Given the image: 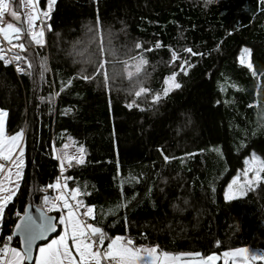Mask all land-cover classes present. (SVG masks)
<instances>
[{"label":"trees","instance_id":"trees-1","mask_svg":"<svg viewBox=\"0 0 264 264\" xmlns=\"http://www.w3.org/2000/svg\"><path fill=\"white\" fill-rule=\"evenodd\" d=\"M48 8L35 26L42 45L23 35L16 64L0 49V109L8 133L22 131L26 157L0 245L27 204L55 196V149L72 143L84 163L64 173L68 187L107 237L160 253L264 251V181L224 197L252 154L264 158V3L39 1ZM246 47L251 69L239 61ZM173 73L181 87L157 98Z\"/></svg>","mask_w":264,"mask_h":264},{"label":"snow or ice","instance_id":"snow-or-ice-1","mask_svg":"<svg viewBox=\"0 0 264 264\" xmlns=\"http://www.w3.org/2000/svg\"><path fill=\"white\" fill-rule=\"evenodd\" d=\"M214 0H205V4L213 3ZM22 5L31 8L33 11L25 17V22L31 36L32 41L36 45L43 43V30H35V24L39 18V13L35 12L36 0H20ZM264 3V0H261ZM9 15L15 21H20V14L16 10H10L9 0H0V36L4 40L12 43L13 39L19 40L20 34L24 31L23 28L17 26L16 23H3L5 15ZM47 15V13H45ZM159 46V42H157ZM19 47L21 50L25 48L23 43L13 45ZM186 52L192 55L198 53L192 52L191 48L185 49ZM247 51V49H245ZM0 59H4L0 56ZM17 60L21 57L17 56ZM172 59H177V54L172 52ZM7 63V61H5ZM185 64L187 61L184 62ZM31 67V65H29ZM183 67V66H182ZM251 69V63L248 64ZM41 78H43L45 63L41 62ZM18 72H24L23 68L17 67ZM31 75V73H28ZM255 75V73H253ZM175 73H173V77ZM167 82V81H166ZM176 88L181 85L176 83ZM7 115L6 111L0 109V161L8 162L12 167H7L5 163H0V215L3 214L4 207L7 202L11 201L16 194V189L19 187L18 181L23 169V150L19 149V156L14 157L13 153L17 150L18 141L22 139V131L17 132L14 136L4 137V117ZM67 147V145H65ZM84 148H79L80 156H67V154L58 155L56 159L60 161L61 173L65 170V165L72 166V161L76 164H83ZM167 161L169 157L165 156ZM251 166L244 172V183L239 187V197L247 195L244 189H250L253 180L248 178V173H254V179L259 180L260 172L264 171V160L253 156L252 161H245ZM7 167V171L5 169ZM15 168L16 182H13V171ZM72 177H64V183L61 184L60 177L56 178V183H49L48 189L58 190L59 194L50 198L48 195L43 197V205L38 207V216H32L28 209H24L23 216L17 213L19 220L15 224V230L12 235L7 236L2 245H0V264H30L34 260V264H216L219 257L213 253L211 255L202 256L199 252H180L177 254L158 251V246L136 247L131 239L125 240L124 237L116 236L114 238L107 237L106 233L101 227L94 226L92 223H86L78 216V209L83 207V202L77 199L80 193L79 188L70 190L71 200L65 194V189L68 188L67 181ZM7 182V183H6ZM236 180H233V184ZM232 184L229 185V191L224 194L225 200H233L238 198L236 192H232ZM48 210H57L66 214L59 216L58 222L54 218L47 215L44 208ZM84 216L91 217L93 215V207L88 206L83 213ZM59 226L63 230L50 242L42 243L38 248V254L33 256V246L37 241H46L49 233L57 232ZM19 235L20 246H11V241L14 235ZM108 240L106 248H103L105 241ZM219 243V242H217ZM225 264H228L229 257H240L243 259V264H251L253 261H264V251H250L248 248H237L223 253Z\"/></svg>","mask_w":264,"mask_h":264},{"label":"rangeland","instance_id":"rangeland-1","mask_svg":"<svg viewBox=\"0 0 264 264\" xmlns=\"http://www.w3.org/2000/svg\"><path fill=\"white\" fill-rule=\"evenodd\" d=\"M39 1L40 0H36V4H35V12H37V13H39V18L37 19V21H36V24H35V26L36 25H40V24H42V23H44V22H46V19L48 18V14H49V8L45 11V12H43L42 10H40L39 9ZM9 4H10V10H16L19 14H20V17H21V19H20V21H15V20H13V18L11 17V16H9V15H5V17H4V21H3V23L4 24H6V23H8V22H13V23H16L17 24V26H19V27H21V28H23L24 29V31L20 34V39L19 40H16V39H13L12 40V43L11 44H9V42L8 41H6V40H4V38H3V36H0V49L4 52V54L5 55H7L8 56V58H9V60L10 61H12V62H14L15 64L17 63V59H16V57L17 56H19L20 57V48L19 47H13V45H18V44H21L22 43V38H23V35L25 36V35H28V36H30L29 35V31H28V28H27V24H26V22H25V17L27 16V15H29L33 10L31 9V8H29V7H27V6H25V5H22L21 3H20V0H19V2H14V3H12V1L11 0H9ZM45 13H47V15H45ZM43 28V27H42ZM41 28V29H42ZM35 30H37L36 28H35ZM39 30V29H38ZM37 30V31H38ZM43 30V29H42ZM25 32V33H24ZM44 33V32H43ZM43 37H44V35H43ZM43 39V38H42ZM43 41H44V39H43ZM4 43L6 44V46L4 45ZM245 49H247V51H245ZM239 61H240V63L242 64V65H244V66H248V64L249 63H251V65H252V62H251V49L250 48H244L243 50H242V52H241V54H240V58H239ZM167 82H166V84H165V86H166V89H165V91L163 92V93H161V94H159L158 96H157V98H160V97H165L171 90H173V89H175L176 87L174 86L176 83H177V80H176V77L174 76H171V77H169V78H167V80H166ZM4 111H6V110H4ZM6 113H7V115L4 117V137L5 138H7V137H11V136H14L15 134H9L8 132H7V120H8V112L6 111ZM22 140L23 139H21L20 141H18V145H17V150L16 151H14V153H13V155H14V157H16V156H19V149H22L23 150V169H22V171H21V176H20V178H19V181H18V184H19V187L16 189V194H15V196L13 197V199L11 200V201H9V202H7V204L5 205V207H4V211H3V214L2 215H0V237H1V230H2V226H3V224H4V221H5V219H6V216H7V209H8V207L11 205V203L15 200V197L19 194V192H20V190H21V186H22V183H23V175H24V170H25V165H26V157H25V153H24V148H23V143H22ZM79 148L80 147H77V146H75V145H73L72 143H68L67 144V147H65L63 150H57V149H55V156H58V155H63V154H67V156H74V157H79L81 154H80V152H79ZM211 149L212 150H214V152H221V147H219V146H216V147H211ZM253 156H256L258 159H260V160H264V158H262V157H260V156H258V155H255V154H252L247 160L248 161H252V158H253ZM83 157H84V154H83ZM58 160V159H57ZM59 161V160H58ZM0 163H5L6 165H7V167H12L10 164H8V162H5V161H0ZM59 164H60V161H59ZM73 164H75V160H73L72 161V165ZM65 166H67V164L65 165ZM251 166V164H246L245 163V167L243 168V170L234 178L235 180H236V183L235 184H233V180L234 179H232V181L228 184V186L226 187V191H229V185L230 184H232L233 186H232V189H231V191L232 192H236L237 193V196H238V198H236V199H239V198H244L245 196H243V197H239V187H240V185L242 184V183H244V172H245V170L246 169H248L249 167ZM7 167H6V169H5V172L7 171ZM12 171H13V182L15 183L16 182V178H15V175H14V173H15V168L13 167L12 168ZM263 172L264 171H261L260 172V177H261V179H259V180H255L254 179V173L253 172H249L248 173V178L249 179H252L253 180V184L250 186V189H244L246 192H247V195L251 192V191H253V190H255L258 186H259V184L261 183V182H263L264 181V178H263ZM0 175H3V174H0ZM7 183V182H6ZM225 191V192H226ZM50 198H52L51 196H49ZM55 197V196H54ZM78 199V198H77ZM233 200H235V199H233ZM227 201H232V200H227ZM43 205V204H42ZM85 209H84V212L87 210V208L86 207H84ZM44 211L46 212V213H48V214H52V213H59V216L61 215V214H66V210L63 212V213H61V212H59V211H57V210H48V208L47 207H45L44 208ZM78 211L80 212V213H82V210L79 208L78 209ZM83 212V213H84ZM58 219H59V217H58ZM61 227V229H60V232L63 230V228H62V226H60ZM56 238V237H55ZM14 239V238H13ZM13 239H12V241H11V246H13V247H17V246H14L13 244H14V242H13ZM54 239V238H53ZM125 240H127L126 238H125ZM50 242V241H49ZM136 247H139V246H136ZM147 247V246H146ZM104 248V247H103ZM251 251H256V250H253V249H250ZM37 254H38V252H37ZM220 260H222V263L223 264H225V258L223 257V256H220ZM228 264H230V262L228 261ZM251 264H264V261H253V262H251Z\"/></svg>","mask_w":264,"mask_h":264},{"label":"water","instance_id":"water-1","mask_svg":"<svg viewBox=\"0 0 264 264\" xmlns=\"http://www.w3.org/2000/svg\"><path fill=\"white\" fill-rule=\"evenodd\" d=\"M25 208L28 209L29 213H30L32 216L36 217V216L39 215V213H38V211H37L38 206L35 205L34 203H29V204H27ZM23 214H24V213H23ZM46 214L49 215V216H51V217H53V218H54V221H57V222H58V217H57L56 215H54V214H48V213H46ZM22 216H23V215H22ZM17 222H18V221H17ZM14 230H15V227H14ZM14 230H13V231H14ZM59 233H60V227H58L57 232H55V233H49V237H48V239H47L46 241H37L36 244L33 246V256L35 257V256L37 255L38 248H39V246H40L42 243L49 242L50 239L55 238ZM13 238L16 239V240H18L19 245H20V238H19V235H18V234H17V235H14ZM30 264H34V260H33L32 262H30Z\"/></svg>","mask_w":264,"mask_h":264},{"label":"built area","instance_id":"built-area-1","mask_svg":"<svg viewBox=\"0 0 264 264\" xmlns=\"http://www.w3.org/2000/svg\"><path fill=\"white\" fill-rule=\"evenodd\" d=\"M4 45L6 46L5 43H4ZM59 165H60V164H59ZM69 168H70V167L65 166V170L63 171V173H61L60 166L58 167V175H57V177H60V178H61V180H60L61 184H63V183L65 182V181H64V177H66V176L64 175V173H65ZM57 177H56V178H57ZM55 183H56V180H55ZM67 185H68V181H67ZM58 194H59V191H58V190H55V196H57ZM65 194L69 196L70 202H71L72 204H75V203H76L75 201H72V200H71V193H70V189H69V187H68L67 189H65ZM78 216H79L82 220H84L86 223H92L91 218H90V217H87V216H84V215H83V212L80 213V212L78 211ZM92 224H93V223H92ZM3 241H4V240H3ZM103 247H104V246H102V250H103Z\"/></svg>","mask_w":264,"mask_h":264},{"label":"crops","instance_id":"crops-1","mask_svg":"<svg viewBox=\"0 0 264 264\" xmlns=\"http://www.w3.org/2000/svg\"><path fill=\"white\" fill-rule=\"evenodd\" d=\"M249 249V248H248ZM250 250V249H249ZM251 251V250H250ZM218 257H219V259L216 261V264H218L219 262H222V260H220L221 258H220V256H223V254L222 255H217ZM228 259V261L230 262V264H243V259L242 258H240V257H235V258H233V257H229V258H227Z\"/></svg>","mask_w":264,"mask_h":264}]
</instances>
